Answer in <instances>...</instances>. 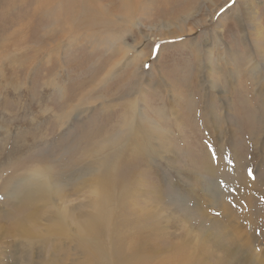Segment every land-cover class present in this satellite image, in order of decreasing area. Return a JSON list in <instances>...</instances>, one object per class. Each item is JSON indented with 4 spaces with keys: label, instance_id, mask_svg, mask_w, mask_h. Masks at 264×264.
<instances>
[{
    "label": "rangeland",
    "instance_id": "374dc122",
    "mask_svg": "<svg viewBox=\"0 0 264 264\" xmlns=\"http://www.w3.org/2000/svg\"><path fill=\"white\" fill-rule=\"evenodd\" d=\"M46 1L0 0V54L21 57L0 70V264H103L104 251L119 264H264V0H181L190 9L174 16V1L143 0L123 50L102 45L87 62L105 56L113 71L84 106L44 74L60 62L52 74L69 92L85 70L74 49L93 48L55 33L70 28ZM102 161L120 199L93 243L77 225L95 212L86 175ZM36 175L53 184L43 206L24 192Z\"/></svg>",
    "mask_w": 264,
    "mask_h": 264
},
{
    "label": "bare ground",
    "instance_id": "6f19581e",
    "mask_svg": "<svg viewBox=\"0 0 264 264\" xmlns=\"http://www.w3.org/2000/svg\"><path fill=\"white\" fill-rule=\"evenodd\" d=\"M56 1L57 0H55V2ZM170 1H174L176 3L175 4V8L172 9L173 6L171 7V5H172L173 2L170 3ZM184 1H186V0H184ZM55 2L53 4L51 0H47L44 3V5L45 6H47V5L50 6L51 3H52L53 4L52 7H53L54 12H57V14H59V13L62 14L61 19H63L67 23V25L64 28H70V30L67 29V31L65 33H63V34L58 33V32H55V33L56 34H59V35H66V36L70 37L71 38V42L70 43L71 44L73 43L76 46H78L79 43H81L83 45V42H85V43L89 44L90 47L93 48L92 55H88V51L84 47V45L81 46L79 44L80 47H77V48L74 49V50H76V54L81 55L82 59L85 58L83 61L82 60L80 61V62H82V64H81V67L80 68L78 67L79 70L84 69L85 66L87 65V62L89 63L93 59L94 56H97L96 53L100 50L99 48L102 45L108 44V45H110L112 47V49L114 51L121 52V50H123V46H121L122 45V42H123L122 39L124 37V34L128 33V31L127 30L125 31L124 29L127 28V26L132 25V23L134 22L136 16L141 13L142 10L139 9V7H140L139 5L140 4H145L143 0H58L57 1V4H59L60 8L57 9V8H55V6H56ZM159 2H161L163 4H166L167 5V9L169 7H171V10H172L171 12H172V15L173 16H174L175 11H178V12L181 13L184 10H185V12H187L190 9L189 8L190 7L189 1H187L186 3H183V4L181 3V0L180 1L179 0H177V1H175V0H159ZM52 13H53V11H52ZM59 20L60 19H58L55 23L58 24ZM50 22H53V20L50 21ZM46 25L43 26L45 29H46ZM50 33H51L50 31L47 32V30H45V34L48 35V36H50V35L52 36L54 34V33L53 34H50ZM257 38H259V36ZM29 39L30 38L28 37L27 40L28 41H31ZM79 39H81L83 41H79ZM18 42H22V41L18 40V41H15L14 44H13L17 48L19 47V46H17L18 45ZM56 45H57L56 48L55 47L54 48H51L47 52L48 54L52 53V54L49 55L51 59H53L55 57L54 56V53H53L54 51L56 52L57 55H59V54L62 55L63 54L61 52V50H60L59 43L56 44ZM36 49L37 48H36V45H35V46H33L31 48V51L34 52V50H36ZM36 53H34V54H36ZM76 54H75L74 57H72L70 59L73 60L76 57ZM97 57H96V59L94 58V60H97V64L96 65H93V68L89 72H86V68H85V70L83 72V75H82V79H80L76 83L73 82L72 83L73 88L69 92H67V90H68L69 87H66L65 85H63L62 86L63 88H62L61 85L58 84V81H57L58 73L57 74H55V73L52 74V70L55 69V68H57L60 65V62H57V60H52V61H48L47 60L49 62V63H46L47 74H49V73L50 74L47 76V74L45 73L44 75H46L45 77H48V78H51V79L48 82H46V83L49 86L52 85L54 87H56V85H57L59 91L63 95H66L67 97H70V98H73V97H78L79 98V97H81L82 98V101H83L82 102V105L83 106L86 105V104H88L85 101H87L89 103L93 101L92 103H94L98 99L91 98L90 97V94L93 93L94 90L98 87V85L99 84H102L105 81V78L107 76H110L109 73H112V71H113L111 69V66H110V68L107 67L108 61L105 64V61H106L105 60L106 59L105 56L103 58H100L99 60L97 59ZM4 58L8 59L9 62H4V60H3ZM19 58H21V57L18 56L17 51L15 49H13V48H11L10 52L7 53V54L6 53H1L0 54V59H2V60L0 61V70L5 65L9 66L8 69L9 68H11V69L14 68L15 63L17 62V59H19ZM78 60H76V61H78ZM61 63H63L62 60H61ZM114 65H116V64H114ZM112 67H114V66H112ZM29 68H30V66H29ZM94 70H96V71L93 72ZM29 71H30V69L28 70V73H29ZM79 73H81V72H79ZM43 83H45V80L43 81ZM52 86H51V88H52ZM17 87H18L17 84H14L13 85V88H17ZM60 98H62V97L60 96ZM103 99H105V98H103ZM113 100H114V98H113ZM109 102H110V100H106L105 99L103 101L104 107H107L109 105ZM112 104H114V103H112ZM78 105H80V103L72 104V105L69 106L68 110H67V108H64L67 111H64V112L59 113L58 120H59V122H60L59 124L61 126H64L71 119L70 116L72 114L76 113ZM112 106H114V105H111V107ZM131 106L133 108L132 107H130V108H132V111H133L135 109L134 108L135 107V104L133 103V104H131ZM90 107H91V105H90ZM87 108H89V107H87ZM102 111H105V110H102ZM108 121H110V120H108ZM129 123H130L131 126H133L135 122H129ZM118 126L119 125H117V127ZM50 132H51V130H50ZM103 134H104V131H103ZM110 141H111V143H113V145H117V142L120 141V138L113 139V140H110ZM106 144L107 143L105 141L102 145H100L101 147L99 145L98 146L100 147V149H104V147H105ZM113 145H111V146L113 147ZM102 160H104V158ZM104 163H106V161L105 162L102 161L101 163H99L98 164L99 167H97L94 170H91L90 172H87V175H86V178L87 179L90 178L92 180L91 182H94V183L97 182V183H99V185L97 186L98 187V196H100V198H101V200H100V198H96V200L94 201V208H95L94 214L95 215L93 214L92 216H90L89 219L87 218V219H84V220H80L78 222V225H77V231L83 233L81 237L88 238L89 240H87V241H89V242H93L94 241V235H93V233H97L98 230H101L102 227L106 226L107 222H105L106 220H104L103 217H104L105 214H108L109 215L110 213H113L114 208L111 206V204L113 205L114 199H115V201L118 200V199H120L119 196H114V194H113L114 193V190L115 189H118V187L116 186L115 180L119 177V173L113 172L112 173V176H110V173L111 172H109V171H107V170H105V169L102 168L103 165H104ZM111 164L112 165L114 164V165L118 166V163L116 162V160L115 161L113 160ZM42 172H44V171H42ZM34 178H36V179H33L32 182H29L28 181L27 182L28 184H25L26 190L24 189V192L27 193V195L29 197H32L33 204L35 203V205H36L37 203L46 202L50 198V196L52 194V187H46V185L52 186L53 184L51 182H49V181L43 182V180L42 181L41 180H38V179H41V177L38 176V175H36V177H34ZM100 191H101V193H100ZM116 198H118V199H116ZM42 206H43V203H42ZM44 206H46V205L44 204ZM61 213H62L61 215H63V211H61ZM108 215H107V217H108ZM93 216H94V218H93ZM31 217H33V216H31ZM60 217L62 219V216H60ZM63 217H65V216H63ZM17 219L18 220H15L14 223L15 224H19L17 226L18 227L17 229H19L20 225L22 224V221L26 220V216L25 217H19ZM62 221H64V225L63 226L60 225L59 227L54 228V231L55 232H63L64 233L66 231V229H67L66 228V221L64 219H62ZM107 221H108V219H107ZM54 225H56V224H54ZM34 226L35 225H33V227ZM48 228H50V226ZM1 230H2V228H1ZM67 230H69V229H67ZM64 234L66 235L67 233H64ZM69 234H70V232H69ZM86 236H90V238L89 237H86ZM85 244H86V241H85ZM96 250L97 249H94L93 248V249H91V252H95L96 253L97 251H100L101 249L100 250H97V251ZM118 250L119 251H122L120 247H119ZM94 255H95L94 259L96 261H97V259L102 258V260H103V262L105 264H119V261H117V258L115 256L109 257L106 251L101 252L99 255H97V254H94Z\"/></svg>",
    "mask_w": 264,
    "mask_h": 264
}]
</instances>
